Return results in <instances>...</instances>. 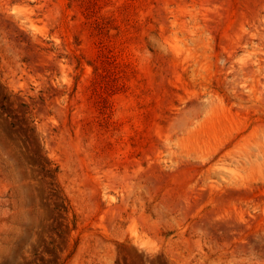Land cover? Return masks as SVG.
Returning a JSON list of instances; mask_svg holds the SVG:
<instances>
[{"label":"rangeland","instance_id":"1","mask_svg":"<svg viewBox=\"0 0 264 264\" xmlns=\"http://www.w3.org/2000/svg\"><path fill=\"white\" fill-rule=\"evenodd\" d=\"M0 264H264V0H0Z\"/></svg>","mask_w":264,"mask_h":264},{"label":"bare ground","instance_id":"2","mask_svg":"<svg viewBox=\"0 0 264 264\" xmlns=\"http://www.w3.org/2000/svg\"><path fill=\"white\" fill-rule=\"evenodd\" d=\"M185 182V181H184ZM230 197V196H229ZM222 198V197H221ZM230 199V198H229ZM225 200V199H224Z\"/></svg>","mask_w":264,"mask_h":264}]
</instances>
